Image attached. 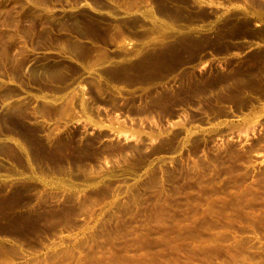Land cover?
Segmentation results:
<instances>
[{"label": "rangeland", "instance_id": "374dc122", "mask_svg": "<svg viewBox=\"0 0 264 264\" xmlns=\"http://www.w3.org/2000/svg\"><path fill=\"white\" fill-rule=\"evenodd\" d=\"M0 264H264V0H0Z\"/></svg>", "mask_w": 264, "mask_h": 264}, {"label": "bare ground", "instance_id": "6f19581e", "mask_svg": "<svg viewBox=\"0 0 264 264\" xmlns=\"http://www.w3.org/2000/svg\"><path fill=\"white\" fill-rule=\"evenodd\" d=\"M241 26H242V25H241ZM175 44H176V43H175ZM175 46H177V45H175ZM170 48L173 49L174 46H173V47H170ZM178 48H179V47H178ZM168 49H169V48H168ZM169 51H170V50H169ZM173 51H176V50H173ZM171 52H172V51H171ZM172 53H173V52H172ZM156 54L158 55V53H156ZM154 55H155V53H154ZM157 55H156V56H157ZM153 57H154V56H153ZM154 58H155V57H154ZM154 58H153V59H154ZM156 58H157V57H156ZM158 58H159V57H158ZM149 59H150V58H149ZM160 59H161V57H160ZM158 60H159V59H158ZM153 61H154V60H153ZM148 63H150V62H148ZM171 63H172V62H171Z\"/></svg>", "mask_w": 264, "mask_h": 264}]
</instances>
